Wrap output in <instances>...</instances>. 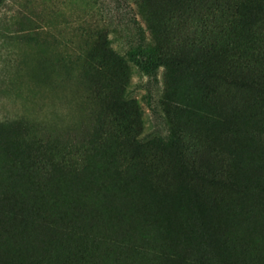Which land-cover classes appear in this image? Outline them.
Instances as JSON below:
<instances>
[{"label":"trees","instance_id":"obj_1","mask_svg":"<svg viewBox=\"0 0 264 264\" xmlns=\"http://www.w3.org/2000/svg\"><path fill=\"white\" fill-rule=\"evenodd\" d=\"M177 1L187 27L178 37L174 27L161 31L158 60L141 62L148 71L189 65L166 144L185 186L221 181L228 202L183 200L172 189L166 203L139 160L114 165L92 145L82 163H60L54 175L57 163L43 160L47 175L24 186L0 177V264H264V0ZM187 145L197 160L185 159ZM226 250L233 258L219 261Z\"/></svg>","mask_w":264,"mask_h":264},{"label":"rangeland","instance_id":"obj_2","mask_svg":"<svg viewBox=\"0 0 264 264\" xmlns=\"http://www.w3.org/2000/svg\"><path fill=\"white\" fill-rule=\"evenodd\" d=\"M179 4L0 0V177L24 186L30 177L47 175L39 167L43 160L57 163L49 171L54 175L58 164H80L84 151L97 145L99 152L111 153L114 165L139 160L146 180L161 187L160 196L167 193L166 203L176 189L183 200L208 204L217 198L224 207L231 194L221 181L185 186L179 159L167 145L174 106L185 101L191 80L184 77L189 65L162 63L148 71L141 62L158 60L161 31L174 27L172 37H178L187 27L174 14ZM199 149L219 162L211 146L201 141ZM191 150L184 147V157L195 161L198 153ZM146 196L152 200L157 193L146 189ZM135 197L145 195L138 191ZM172 241L179 246L180 237ZM221 254L219 261L233 258L227 250Z\"/></svg>","mask_w":264,"mask_h":264}]
</instances>
